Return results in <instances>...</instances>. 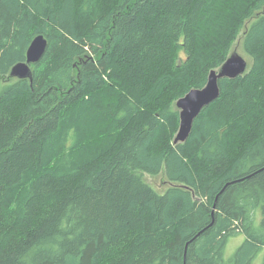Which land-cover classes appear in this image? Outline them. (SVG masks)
<instances>
[{
    "label": "trees",
    "instance_id": "obj_1",
    "mask_svg": "<svg viewBox=\"0 0 264 264\" xmlns=\"http://www.w3.org/2000/svg\"><path fill=\"white\" fill-rule=\"evenodd\" d=\"M37 34L31 79L11 77ZM239 36L247 71L175 143L176 101ZM263 247L264 0H0V264H251Z\"/></svg>",
    "mask_w": 264,
    "mask_h": 264
},
{
    "label": "water",
    "instance_id": "obj_2",
    "mask_svg": "<svg viewBox=\"0 0 264 264\" xmlns=\"http://www.w3.org/2000/svg\"><path fill=\"white\" fill-rule=\"evenodd\" d=\"M46 46L47 40L43 34L33 37L27 48L25 60L12 66L11 77L31 79V66L40 60ZM247 68V61L237 52H233L218 70L210 71L204 87L191 89L176 101L179 109V128L174 138L175 143L186 140L191 132L194 119L204 107L218 97L219 79L243 75Z\"/></svg>",
    "mask_w": 264,
    "mask_h": 264
},
{
    "label": "rangeland",
    "instance_id": "obj_3",
    "mask_svg": "<svg viewBox=\"0 0 264 264\" xmlns=\"http://www.w3.org/2000/svg\"><path fill=\"white\" fill-rule=\"evenodd\" d=\"M232 52H237L238 54H240L247 61V66L249 67L251 60H250V57L247 54H245V52L243 50V47L241 45L240 36H239L238 40L234 43ZM178 111H179V109H178ZM144 176L146 177L147 181L152 185V187L155 190L163 193L167 184L163 183V175L162 174H159L157 176H150V175H144ZM244 239H245V237L241 234H237V235L229 238V240L226 244V247H225V255H224L225 261L232 258L234 252L243 243ZM263 260H264V247L261 248V250L256 255V257H254L251 264H263Z\"/></svg>",
    "mask_w": 264,
    "mask_h": 264
},
{
    "label": "bare ground",
    "instance_id": "obj_4",
    "mask_svg": "<svg viewBox=\"0 0 264 264\" xmlns=\"http://www.w3.org/2000/svg\"><path fill=\"white\" fill-rule=\"evenodd\" d=\"M10 73V72H9ZM179 114V113H178ZM179 116V115H178Z\"/></svg>",
    "mask_w": 264,
    "mask_h": 264
}]
</instances>
